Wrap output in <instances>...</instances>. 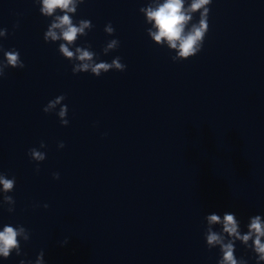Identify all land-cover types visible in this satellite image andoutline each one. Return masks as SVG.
<instances>
[{
  "label": "clouds",
  "instance_id": "obj_1",
  "mask_svg": "<svg viewBox=\"0 0 264 264\" xmlns=\"http://www.w3.org/2000/svg\"><path fill=\"white\" fill-rule=\"evenodd\" d=\"M85 0H34L39 6V11L45 18H51V22L44 32L43 39L46 43L59 42L58 52L63 58L71 62L73 75L79 73H91L100 77L103 73L115 70L123 72L126 65L121 62V57L116 56L111 62H97V53L91 50V45L76 46L80 37H85L94 27L88 19H80L74 22L73 17L77 13L78 6ZM212 0H149L146 7L139 9L145 17V22L151 27L147 28V35L158 46H166L175 52L171 57L173 62L188 60L196 56L203 48L206 35L209 31V13ZM199 13L198 21L194 22L195 14ZM18 27V25L14 26ZM104 31L112 36L115 29L111 22L105 25ZM8 35L6 28H0V38ZM118 39L109 40L102 52L107 55L119 47ZM3 58L0 59V78H4L6 70L24 69L25 64L16 49L4 50L0 46ZM66 96L61 94L50 100L43 107L46 114L55 113L61 126H68V106L62 103ZM58 109V111H57ZM106 135V133H105ZM47 145L41 141L38 148H30L27 155L31 161L36 162L35 171H40L39 164L46 159L45 149ZM65 147L61 141L57 145ZM55 180L60 178L58 172L52 173ZM16 178H8L0 173V208L7 206L8 213L15 211V199L9 193L15 189ZM38 206V205H37ZM44 208L49 205L44 204ZM206 227L204 238L209 250L219 248L220 258L217 264H247L243 257L235 255V244L239 241L245 248L250 249L256 257V264H264V217L255 215L249 218L247 232L240 230V221L234 212H225L222 216L216 213L205 217ZM220 226V230H214V226ZM30 232L23 225L13 226L5 224L0 230V258L7 260L14 252L16 256L25 255L22 252L21 240L25 243L30 240ZM68 243L65 237L60 242L61 246ZM45 253L41 250L35 261L21 259L19 264H45Z\"/></svg>",
  "mask_w": 264,
  "mask_h": 264
}]
</instances>
